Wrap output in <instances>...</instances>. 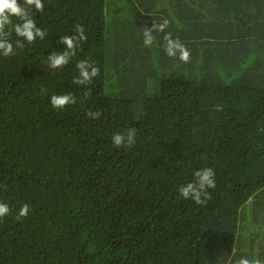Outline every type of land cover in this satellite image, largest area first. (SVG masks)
<instances>
[{"label": "trees", "instance_id": "trees-1", "mask_svg": "<svg viewBox=\"0 0 264 264\" xmlns=\"http://www.w3.org/2000/svg\"><path fill=\"white\" fill-rule=\"evenodd\" d=\"M19 3L45 37L11 31L0 53V264H264V0ZM78 24L87 40L51 68ZM81 60L100 69L87 85L73 82ZM64 94L76 103L54 109ZM130 128L135 143L116 147ZM204 168L211 198L184 199Z\"/></svg>", "mask_w": 264, "mask_h": 264}, {"label": "clouds", "instance_id": "clouds-1", "mask_svg": "<svg viewBox=\"0 0 264 264\" xmlns=\"http://www.w3.org/2000/svg\"><path fill=\"white\" fill-rule=\"evenodd\" d=\"M24 4L29 8L34 7L37 11H44V4L41 0H24ZM12 17H17L23 23H18L13 25ZM169 21L165 19L163 23L153 24L151 29L146 28L144 30V45L146 47L151 46L154 42V37L152 33L154 31L163 33L168 27ZM9 32L5 31L6 27H9ZM11 31H14L18 37H23L28 43H34L39 37L43 39L45 37V32L40 28L36 27L34 19L31 18L29 11L22 7L19 0H0V50H2L3 56L8 57L13 54V45L9 42L8 36ZM75 32L76 36H64L61 37L60 43L67 46V50L63 54L53 53L49 56V65L53 69H59L67 65L69 59L72 55H75V49L78 42H83L87 40V36L84 34V28L81 25H76ZM164 51L169 57H176L181 62L188 63L191 58V52L188 48L182 44L179 39H172L171 33H166L164 35ZM17 47H23V44L17 41ZM79 70V77L73 82L79 85L90 84L94 77L99 75L100 69L87 61L81 60L76 65ZM45 90H41L43 93ZM51 105L54 109H63L64 107L75 104L76 99L71 94L64 95H53L50 98ZM93 119L99 117V112H89L87 113ZM136 130L130 128L125 134H115L113 136V143L116 147H121L125 143L131 146L135 143ZM215 187L214 171L211 168H204L198 170L194 173V182L188 183L179 189V194L184 199H193L195 203L202 204L204 200L201 199L203 196L205 199H210V195L207 189ZM10 209L7 204L0 202V218H3L9 213ZM28 206L26 204L22 205L18 213L17 219L26 217L28 214ZM237 264H261L259 260L249 261L246 258L240 259Z\"/></svg>", "mask_w": 264, "mask_h": 264}]
</instances>
